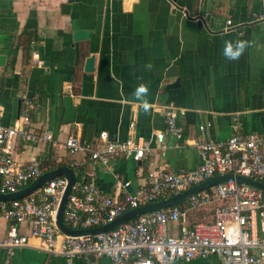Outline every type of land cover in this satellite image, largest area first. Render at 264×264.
Listing matches in <instances>:
<instances>
[{"label":"crops","instance_id":"1","mask_svg":"<svg viewBox=\"0 0 264 264\" xmlns=\"http://www.w3.org/2000/svg\"><path fill=\"white\" fill-rule=\"evenodd\" d=\"M64 5H69L65 7ZM205 9L206 27L197 17ZM264 0H0V106L3 123L13 126L28 110L36 128L49 126L56 146L22 143L18 164L40 162L70 165L84 160L71 156L64 143L70 136L98 142L109 139H150L166 128L163 106L184 111L178 123L189 141L182 150L174 139L161 156L153 141L152 159L169 172L197 168L199 151L192 141L199 126L211 123L206 138L225 141L235 133L264 136ZM233 27L225 31L227 21ZM75 30H90L86 40L74 41ZM226 41H245L238 60L224 56ZM95 56L94 71H85ZM145 84L147 112L135 92ZM176 86L171 87V85ZM77 107L75 123L65 124L64 98ZM264 153V149H263ZM148 161L117 160L98 167L95 182L108 193L118 183H143ZM90 172V165L86 173ZM86 178L89 179L87 174ZM213 220V207L190 215L191 225ZM9 222L0 217V238ZM27 233L26 227H20ZM170 232L177 233L176 225ZM72 264H110L76 258ZM0 264H68L64 255L49 252L41 240L26 247L0 248ZM182 264H223L217 255Z\"/></svg>","mask_w":264,"mask_h":264},{"label":"built area","instance_id":"2","mask_svg":"<svg viewBox=\"0 0 264 264\" xmlns=\"http://www.w3.org/2000/svg\"><path fill=\"white\" fill-rule=\"evenodd\" d=\"M264 22V15H255ZM233 27L227 21L225 31ZM28 110L13 126L3 123L0 106V194L17 193L33 183L47 166L40 162L18 164L14 154L22 143H49L56 146L49 126L34 127ZM164 131L150 139H109L102 133L98 142L82 141L70 136L64 145L71 156L83 155L84 160L70 163L78 177L64 210V222L72 229L96 228L144 205L181 194L215 176L233 173L264 183V136L258 133H235L225 141L206 138L211 123L199 126L200 134L192 141L199 151L197 168L169 172L152 159L154 141L161 156L174 139L175 149L182 150L189 141L178 123L182 109L163 106ZM148 161L142 175L143 183L133 188L132 182L118 183L108 193L95 182L98 167H109L117 160ZM90 165V172L86 173ZM81 174V180L79 179ZM87 174L89 179L86 178ZM67 180L57 177L36 193L12 202L0 203V217L9 222L7 234L0 238V248L12 250L26 247L31 238L42 241L46 250L64 255L68 264L76 258L99 260L110 264H182L213 255L223 264H264V192L234 181L222 182L188 197L184 205L142 214L106 233L69 236L57 226V212ZM213 207V220L191 225V214ZM176 225L177 233L170 232ZM28 232L22 233L20 227Z\"/></svg>","mask_w":264,"mask_h":264},{"label":"water","instance_id":"3","mask_svg":"<svg viewBox=\"0 0 264 264\" xmlns=\"http://www.w3.org/2000/svg\"><path fill=\"white\" fill-rule=\"evenodd\" d=\"M65 7H69V5H64V8ZM205 15H206V11L205 9H203L202 15L197 17L198 28L200 29L202 27L207 26ZM90 34H91L90 30H75L73 32V39L75 42L86 40L90 37ZM5 63H6V56L0 55V67L5 66ZM94 64H95V56L92 55L86 60L85 71L89 73L93 72ZM174 86H176V84L171 85V87H174ZM64 106L66 110H65V116H64L63 122L65 124L75 123L76 115H77V107L74 105L73 100L70 96H66L64 98ZM57 177H63L67 180V186L65 188V191L62 195V198H61V201L58 207L57 226L63 234H66L69 236H89V235H98V234L109 232L119 227L120 225L125 224L128 221L136 219L138 216L142 214L175 207L177 205L185 203L189 196L196 194L198 192L204 191V190H208L222 182L234 181V182H237L238 184L246 185V186H249V187H252L254 189L264 192L263 182H260L258 180H255V179L243 176V175H238V174L235 175L233 173H228V174L215 176L212 179L205 181L191 189H188L181 194L172 196L170 198H167V199L155 202V203L144 205L136 209H131L128 212L117 217L112 222L107 223L105 225H102L96 228H89V229H72L68 227L64 222V210H65L68 198L72 192V188L75 186V184L78 181V177L72 167L68 165H63L57 169L43 173L28 187H26L25 189L17 193L0 194V203L12 202L14 200L26 198L36 193L47 182Z\"/></svg>","mask_w":264,"mask_h":264},{"label":"clouds","instance_id":"4","mask_svg":"<svg viewBox=\"0 0 264 264\" xmlns=\"http://www.w3.org/2000/svg\"><path fill=\"white\" fill-rule=\"evenodd\" d=\"M246 48L245 41H226L224 46V56L229 60H238L241 55L244 53ZM148 93V87L145 84H141L138 86L135 95L137 99L142 100V107L147 112V110L151 107L146 99H143Z\"/></svg>","mask_w":264,"mask_h":264},{"label":"trees","instance_id":"5","mask_svg":"<svg viewBox=\"0 0 264 264\" xmlns=\"http://www.w3.org/2000/svg\"><path fill=\"white\" fill-rule=\"evenodd\" d=\"M63 166L62 163H52V164H48L47 166V170L48 171H51V170H54V169H57L59 167ZM79 179L81 180V174H79ZM184 205V203L180 204V206Z\"/></svg>","mask_w":264,"mask_h":264}]
</instances>
